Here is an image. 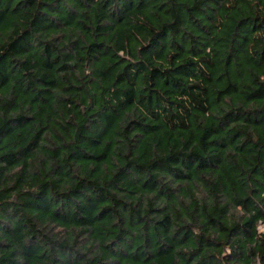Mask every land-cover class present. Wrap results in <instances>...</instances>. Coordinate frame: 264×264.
<instances>
[{
    "label": "clouds",
    "instance_id": "9594fccd",
    "mask_svg": "<svg viewBox=\"0 0 264 264\" xmlns=\"http://www.w3.org/2000/svg\"><path fill=\"white\" fill-rule=\"evenodd\" d=\"M103 2L83 0L69 23L40 17L48 26L36 31L35 9L56 6L37 0L26 10L28 35L0 27V64L10 66L0 74V204L8 206L0 213V259L183 264L195 251L180 243L185 208L193 196L212 204L206 183L231 157L239 160L248 133L264 127V87L232 80L243 68V29L251 25L252 39H264V0H221L223 19L203 28V39L177 33L163 43L143 17L130 14L150 7L142 0H127L111 19L98 15ZM233 22L231 51L221 52ZM247 46L251 56L254 46ZM213 47L221 66L231 67L219 75L223 88L201 79L211 80L205 65L212 62L202 53ZM259 80L264 85V75ZM202 162H213L215 174L199 169ZM38 197L35 211L51 206L42 223L31 203ZM165 216L173 223L157 228Z\"/></svg>",
    "mask_w": 264,
    "mask_h": 264
},
{
    "label": "trees",
    "instance_id": "16d2710c",
    "mask_svg": "<svg viewBox=\"0 0 264 264\" xmlns=\"http://www.w3.org/2000/svg\"><path fill=\"white\" fill-rule=\"evenodd\" d=\"M94 0H89V3ZM139 3V0H134ZM144 5L150 7H138L130 10V14H139L143 17V22L152 25L153 29L159 32L160 41L163 43L178 33L183 37L187 35L191 40H201L205 33L203 28L209 27V24L215 25L218 17L223 19L224 9L221 8V0H142ZM227 2V0H225ZM244 0H237L242 4ZM127 0H104L99 6V16H108L110 19L120 14L125 7ZM37 0H0V27L23 28L25 35H28V21L31 16L26 10L35 9ZM52 4L47 5V11L35 9L36 20L32 21L36 31L41 27L39 18L44 17L48 20H60L69 23L70 13L75 6H83V0H52ZM112 8L107 11V6ZM171 5L172 7H169ZM174 8V10H173ZM115 22V21H113ZM140 20L137 24H140ZM87 27V22H84ZM224 27H228L225 23ZM235 23L223 36L224 44L218 45L221 52H229L232 47V38L235 35ZM248 33L245 38L244 51L242 54L243 68L240 73L232 74L233 83L237 86L247 82L250 89L258 90L264 87L260 83V75H264V39H252V33L256 31L251 25L243 29ZM124 34H121V40ZM248 44H252V55H248ZM33 46H37L33 42ZM122 47V44H118ZM211 46V45H209ZM217 47L212 48V54L207 53V49L202 53V57L211 60V65H205L208 68V75L211 80L204 77L205 87L211 89L215 84L217 88H223L224 83L220 81L219 75L223 69L231 70L230 63H224L223 66L219 61L223 58L216 55ZM46 51V49H45ZM179 52V49H176ZM185 52L191 54L190 48H185ZM259 57V60L255 57ZM135 58V57H134ZM230 61V57L227 58ZM10 66L0 64V74L8 73ZM168 87L167 82L165 88ZM178 88L179 85L177 84ZM204 91L207 92L208 89ZM182 106V105H181ZM199 115H203L201 111ZM194 118L196 117L194 113ZM264 121V117H261ZM215 123L209 121V124ZM3 149H0L2 152ZM239 160L231 157V165L225 167L220 165L221 175L216 176L214 180L206 183V191L212 198V204L200 202L193 196L191 203L187 205L183 215L187 219L182 220L177 225L183 233L180 243L195 245V251H190V255L182 256L183 264H253L255 260L259 264H264V233L259 231L264 227V127H257L248 133L244 141V147L237 149ZM199 169L216 172V166L213 162L205 165L203 162ZM196 175V172L190 171L189 176ZM36 200H32L33 211H35ZM241 206L244 213L236 211V207ZM7 205L0 204V213L7 214ZM41 211H35V217L38 223L47 219V214L51 206L40 205ZM63 214H61V217ZM177 220H180L179 215ZM173 221L171 217L165 216L162 221L157 222V228L167 230ZM230 250L229 255H225V250ZM36 249L32 250V256L35 257ZM203 254V255H202ZM197 257L199 259L197 260ZM42 257L35 259H25L17 261L15 259H0V264H41Z\"/></svg>",
    "mask_w": 264,
    "mask_h": 264
}]
</instances>
